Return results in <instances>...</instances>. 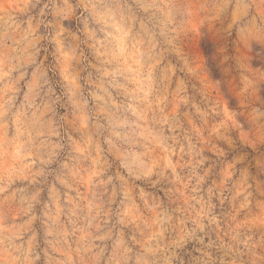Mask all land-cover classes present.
Segmentation results:
<instances>
[{
	"label": "clouds",
	"instance_id": "9594fccd",
	"mask_svg": "<svg viewBox=\"0 0 264 264\" xmlns=\"http://www.w3.org/2000/svg\"><path fill=\"white\" fill-rule=\"evenodd\" d=\"M0 264H264V0H0Z\"/></svg>",
	"mask_w": 264,
	"mask_h": 264
}]
</instances>
